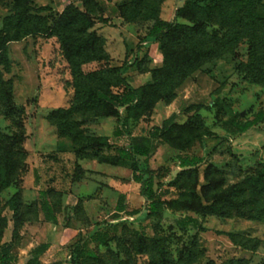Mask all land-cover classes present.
<instances>
[{"label":"rangeland","instance_id":"1","mask_svg":"<svg viewBox=\"0 0 264 264\" xmlns=\"http://www.w3.org/2000/svg\"><path fill=\"white\" fill-rule=\"evenodd\" d=\"M25 3L26 0H0V47L8 60L7 65L0 62L4 81L0 88V155L6 158L10 154L14 165L21 163L11 173L13 187L0 191V248L11 243L16 264H26L34 248L49 244L41 257L44 264H70L71 247L94 229H104L115 214L120 195H125L128 210L141 213L130 219V225L111 235L107 247L90 243L98 256L91 264H149L147 255L137 254L136 242L143 230L153 236L155 228L169 239L176 256L189 235L194 234L177 225L186 215L169 212L161 223L146 220L145 201L139 186L130 181L129 165L114 167L100 161L127 145L126 137L117 136L120 126L112 108L105 106L98 114L75 113L77 129L69 137L70 131L65 128L63 133L68 136H64L58 123L50 119L53 111L70 109L74 98L73 76L60 40L54 31L47 36H23L27 29H33L35 17L52 28L68 6H75L92 21L89 32L102 37L109 57L82 66L84 74L119 69L127 62L125 78L133 87H142L154 83L155 71L164 70L165 53H175L177 58L193 54L195 40L179 46L168 43L164 52L159 43L148 38L156 20H174L179 0H29L31 11L18 26L20 11L23 12L20 7ZM43 7L48 10L41 12ZM202 21L201 14L178 20L195 31L202 28ZM17 32L21 40L8 43ZM203 33L204 38L205 33L222 35L219 20L210 19ZM249 49V42L243 39L236 44L234 53L202 60L176 90L175 100L170 104L160 101L137 121L130 122L131 134L148 137L175 115L174 123L188 128L181 137L183 143L194 142L188 155L204 161L198 168L199 185L204 183L209 165L222 174H216L215 179H223V189L244 181L264 164V122L241 133L219 103L223 101L234 113H241L239 123L253 121L260 111L264 112V85L253 84L241 71L242 65L248 63ZM7 92L9 98L5 99ZM104 139L108 144L99 147ZM78 155L90 158L79 160ZM178 155L173 148L161 146L150 161L162 190L180 171ZM14 194L20 202L16 216L9 204ZM45 198L54 206L56 224L49 222L41 210ZM166 199H176V193ZM200 221L205 228L200 233V246L206 258L197 264L208 260L221 264L242 257L252 259L251 264H260L264 258V245L258 253L241 254L224 235L245 232L264 242V224L216 217Z\"/></svg>","mask_w":264,"mask_h":264},{"label":"trees","instance_id":"2","mask_svg":"<svg viewBox=\"0 0 264 264\" xmlns=\"http://www.w3.org/2000/svg\"><path fill=\"white\" fill-rule=\"evenodd\" d=\"M28 1L26 0V3L20 7L23 12L20 11L18 26L25 22L23 19L31 11L27 5ZM179 4L180 6L175 10L174 20L171 22L156 20L148 38L159 43L164 52L168 43L179 46L186 44L188 40H195L193 54L187 53L177 58L175 53H165L164 70L155 71L154 83L142 87H133L125 78L124 75L129 67L127 62L119 69H102L84 74L82 66L90 62L109 60V57L104 50L102 37L89 32L92 21L75 6H68L52 28L47 23H41V18L35 17L33 29H27L23 36L28 37L32 34L47 36L54 31V35H57L60 40L64 58L72 72L74 87L71 108L57 109L50 114V119L58 123L62 133L67 128L70 131V137L74 129H77L73 119L75 113L98 114L109 105L120 126L117 136L126 137L127 145L115 155L101 157L100 161L114 167L122 164L129 165L132 172L130 181L139 186L140 196L145 201L146 220L161 223L169 212L186 215L184 219L178 221L177 225L182 230L194 231V234L189 235L188 242L183 243L182 249L176 256L171 249L169 239L159 235L156 228L153 230V236H150L147 230L142 231L141 237L136 242V252L138 255H147L149 264H197L206 258V252L200 246V233L205 230L200 220L208 217L264 224V164H260L259 169L250 173L244 181L227 189L222 187V178L221 181L215 179L216 174L222 176L218 168L209 165L204 172V183L199 185L198 168L204 161L202 158L188 155L194 142L187 140L183 143L181 137L188 128L186 125H176L175 115L165 121L162 127L156 128L148 137L137 138L129 131L130 122L137 121L156 103L165 101L170 104L175 100L176 90L182 86L202 60L225 52L234 53L236 44L240 40L246 39L250 44L249 60L242 65L241 71L253 84L264 85V0H179ZM39 10L42 12L48 8L43 7ZM194 14L203 16V29L200 27L201 29L198 28L195 31L193 27L178 22ZM213 18L219 20L223 34L205 33L204 38L203 31L208 21ZM18 33L7 42L20 41ZM202 44L204 46H201ZM3 49L0 47V62L7 65L8 60L3 55ZM136 63L137 60L134 64ZM3 84L0 73V88ZM5 94L4 98H9V93ZM219 106L229 116L230 123L237 126L241 133L264 122L263 111H260L253 121L239 123L242 118L241 113H234L223 101H220ZM77 134L73 137L76 138ZM63 135L68 136L64 133ZM107 144L108 141L104 139L98 146L104 147ZM161 146H168L180 153L177 159L181 170L164 190H162L163 186L156 182L150 164ZM78 156L79 160L90 158ZM11 158L10 154L6 155V158L0 155L1 192L13 187L11 173L17 169V165H21V163L14 165L13 161H10ZM174 192L176 199L167 200L166 198ZM9 204L16 216L20 210L17 194L12 196ZM41 210L49 222L57 223L54 206L47 198L43 200ZM140 213L139 210L129 211L125 195H120L111 222L107 223L104 229H94L71 247L70 264H91L97 260L98 256L90 249V243L107 247L110 236L116 234L119 228L123 229L130 225L133 222L130 219ZM125 218L128 219L124 220ZM224 235L235 247L247 252L258 253L264 245L261 239L245 232H229ZM49 248V244H41L34 248L26 264H44L41 257ZM16 263L13 245L4 244L0 248V264ZM251 263L252 259L232 258L221 264ZM205 264L217 263L214 260H208ZM260 264H264V258Z\"/></svg>","mask_w":264,"mask_h":264},{"label":"crops","instance_id":"3","mask_svg":"<svg viewBox=\"0 0 264 264\" xmlns=\"http://www.w3.org/2000/svg\"><path fill=\"white\" fill-rule=\"evenodd\" d=\"M180 170H181V168H180ZM238 233H240V232H238ZM233 245V244H232ZM234 246V245H233ZM235 247V246H234ZM236 249H238L240 252L239 253H241V254H246V253H248L247 251H244V250H241L240 248H237V247H235ZM242 258H245V257H242ZM247 259V258H246Z\"/></svg>","mask_w":264,"mask_h":264},{"label":"built area","instance_id":"4","mask_svg":"<svg viewBox=\"0 0 264 264\" xmlns=\"http://www.w3.org/2000/svg\"><path fill=\"white\" fill-rule=\"evenodd\" d=\"M123 111H121V113H122ZM124 220H126V218L124 219Z\"/></svg>","mask_w":264,"mask_h":264}]
</instances>
